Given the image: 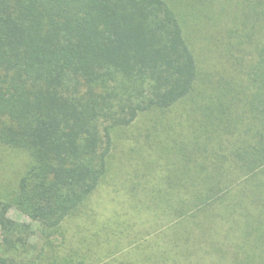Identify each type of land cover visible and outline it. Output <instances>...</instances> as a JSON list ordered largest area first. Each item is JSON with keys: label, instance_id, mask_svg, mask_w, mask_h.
<instances>
[{"label": "trees", "instance_id": "16d2710c", "mask_svg": "<svg viewBox=\"0 0 264 264\" xmlns=\"http://www.w3.org/2000/svg\"><path fill=\"white\" fill-rule=\"evenodd\" d=\"M195 20L228 39L225 64L245 66L252 91L229 89L232 98L198 124L236 136L228 154L215 155L227 167L198 177L197 163L187 179L167 182L187 186L179 205L196 225L228 218L243 234L207 242L209 252L264 264V0H0V144L30 156L10 202L38 223L42 240L99 190L112 130L192 93L201 69ZM9 206L0 202V264H41L31 257V224L8 219Z\"/></svg>", "mask_w": 264, "mask_h": 264}, {"label": "rangeland", "instance_id": "374dc122", "mask_svg": "<svg viewBox=\"0 0 264 264\" xmlns=\"http://www.w3.org/2000/svg\"><path fill=\"white\" fill-rule=\"evenodd\" d=\"M177 9L187 39V2L177 3ZM193 35L201 69L192 93L169 110L140 114L131 125L112 130L107 173L99 190L48 242L42 240L38 223L10 202L30 156L0 144V202L11 204L8 219L31 224V257L40 255L41 264H230L228 255L209 252L207 242L222 244L228 236L240 242V229H230L228 218L216 217L214 226L206 220L196 225L193 217L187 218V203L179 205L187 201V186L179 189L167 180L187 179V166L195 170L197 163L206 169L190 173L198 177L212 174L216 166L227 167L218 165L221 159L215 155L228 154L236 136L224 134L215 124L216 132L201 130L198 124L232 98L231 90L250 95L252 87L245 66L232 69L225 64L227 55L222 53H227L228 39L216 28L195 24ZM189 156L194 157L191 163ZM233 218L242 219L239 214Z\"/></svg>", "mask_w": 264, "mask_h": 264}]
</instances>
